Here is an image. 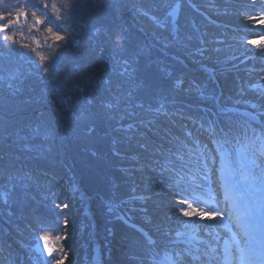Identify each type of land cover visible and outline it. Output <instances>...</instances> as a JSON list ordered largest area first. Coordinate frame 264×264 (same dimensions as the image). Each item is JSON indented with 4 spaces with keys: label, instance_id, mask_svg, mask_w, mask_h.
Listing matches in <instances>:
<instances>
[{
    "label": "trees",
    "instance_id": "1",
    "mask_svg": "<svg viewBox=\"0 0 264 264\" xmlns=\"http://www.w3.org/2000/svg\"><path fill=\"white\" fill-rule=\"evenodd\" d=\"M32 2L40 0H0L9 19L25 3L29 13L4 33L15 42L0 43V264H55L61 256L63 264H94L97 244L103 264H166L164 250L178 264H199L167 245L196 229L203 245L221 249L217 232L229 231L189 200L183 167L164 161L198 164L199 187L220 197L217 166L205 163L194 138L205 133L188 128L184 114L206 116L238 155L254 145L242 138L238 110L264 122V0H43V12ZM116 151L133 163L117 181L107 166ZM81 176L101 202L94 234L87 214L83 232L71 227ZM141 193L148 200L133 199Z\"/></svg>",
    "mask_w": 264,
    "mask_h": 264
},
{
    "label": "rangeland",
    "instance_id": "2",
    "mask_svg": "<svg viewBox=\"0 0 264 264\" xmlns=\"http://www.w3.org/2000/svg\"><path fill=\"white\" fill-rule=\"evenodd\" d=\"M134 6H135V4H133V7ZM138 8H139V6L135 7L136 10H139ZM73 108H76L75 104H73ZM53 124L58 125V121L56 119L53 120ZM64 124H66V122ZM115 153H116V155L113 158L115 165H112L109 167V164H107V166H108V170L112 172V175L114 176L115 180L117 181V179H118L117 174L120 173L119 171L131 170L132 169L131 164H133V163L131 162V160L129 158L127 159L126 156H122L123 154L120 151H116ZM73 167H74L75 171H77L75 173V175H79L80 172H78V170L75 166H73ZM135 169L138 170L137 168H135ZM114 170L116 172H113ZM84 174L88 175V176H85L86 180L89 181L90 178H91V180H93V173L91 170H86ZM84 181L85 180L83 179L82 176H81V180L79 177H76V179L74 181L75 186H76V189L74 190V195L76 196V198L73 199V201L71 202L72 203V209H68L69 215H72L71 212H73V213H75V215H77L78 219H73V222H72L73 224H71V227L74 230L73 232H77V234L79 232L84 231L83 223L85 222V216H84L85 214L88 215L89 221L92 223L94 228H95V225L97 227L95 209H97V211H98L99 210L98 206L101 204V202L99 204H97L98 200H99V195L98 196L97 195L91 196V195L87 194L88 192L86 190ZM131 183L133 184L134 182H131ZM142 183L144 184L146 182L144 180H142ZM148 198H149V196L145 195L143 193H141L139 196L137 195V196L133 197L134 200H138V201H143V200L146 201V200H148ZM69 217L70 216H68V218ZM70 219H71V217H70ZM71 227L69 228L70 233H71ZM93 231L96 232V228L93 229L92 232ZM94 232H93V234H94ZM71 236H73V240H72L73 242H78L77 241V235H74V234L70 235V238H71ZM43 249H45L47 251L45 244H43Z\"/></svg>",
    "mask_w": 264,
    "mask_h": 264
},
{
    "label": "snow or ice",
    "instance_id": "3",
    "mask_svg": "<svg viewBox=\"0 0 264 264\" xmlns=\"http://www.w3.org/2000/svg\"><path fill=\"white\" fill-rule=\"evenodd\" d=\"M18 3H19V0H18ZM26 7H27V4L26 3L23 4V5H21V6H19L15 10V15H14V17L12 19H9L8 18L9 16H12V10L11 9L6 10L5 14H0V22H2V23H0V34H3V35H0V43H4V42H8V41H12L13 43L15 42L14 41V38L12 36L7 35V34H4V33H6L8 31V29L10 28V26H12L13 24H17L20 21L21 17H23L25 19L28 18L29 13H28V11L25 10ZM32 7L34 9H36V11L43 12L44 9H46L48 7V5L47 4H44L43 3V0H40V3L39 4H37L35 2H32ZM53 7H55V6H53ZM31 15L35 18V21H36L37 24L43 23V21H41L40 18L36 16L35 11H33L31 13ZM55 19H57V18L50 16L49 17V23H54L55 22ZM47 31L48 32H51L52 29L51 28H48ZM55 39L57 41H59V40L64 39V37L57 34L56 37H55ZM37 43H39V42H37ZM251 43L255 44L256 41H252ZM117 46L119 47L120 45H117ZM43 71L44 72H48V68L47 67H44L43 68ZM141 146L143 147V145H141ZM224 196H225V200H228L230 198V192H229L228 189H225ZM232 202H233V209L235 210L236 207H237L236 199H233ZM66 206L67 205H65V207ZM183 214L185 216L192 215V213L189 212V211H184ZM198 215L200 217H202V218L203 217H208L209 219H216V216L215 215H209L206 212H199ZM237 219L239 220V217H237ZM225 227H226V225H225ZM245 227L250 229V228H252V224L251 223H248V224L245 225ZM43 239L47 242L48 237L45 236V237H43ZM253 239L255 240V237H253ZM256 243L261 245V250L259 252L258 258L257 259H253L252 256H249V260H250L251 264H264V240L256 241ZM45 247L47 248L48 256L51 257L52 254H53V251H55V249L52 248V247H50V246H48L47 243L45 244ZM250 251L253 254H256V252H257V250L255 248L250 249ZM53 259L55 260V264H63V261H64V259H66V257L61 256L58 259L55 258V257H53Z\"/></svg>",
    "mask_w": 264,
    "mask_h": 264
}]
</instances>
